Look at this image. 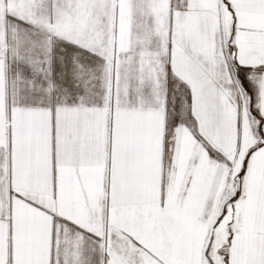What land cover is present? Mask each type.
Segmentation results:
<instances>
[{"label":"snow or ice","instance_id":"snow-or-ice-1","mask_svg":"<svg viewBox=\"0 0 264 264\" xmlns=\"http://www.w3.org/2000/svg\"><path fill=\"white\" fill-rule=\"evenodd\" d=\"M0 264H264V0H0Z\"/></svg>","mask_w":264,"mask_h":264}]
</instances>
